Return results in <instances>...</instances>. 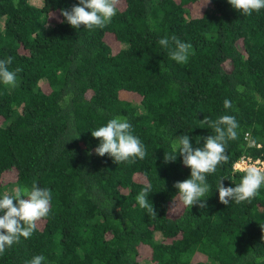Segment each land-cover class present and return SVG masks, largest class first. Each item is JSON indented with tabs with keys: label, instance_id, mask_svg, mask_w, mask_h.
I'll return each mask as SVG.
<instances>
[{
	"label": "trees",
	"instance_id": "trees-1",
	"mask_svg": "<svg viewBox=\"0 0 264 264\" xmlns=\"http://www.w3.org/2000/svg\"><path fill=\"white\" fill-rule=\"evenodd\" d=\"M78 3L0 0V59L22 68L17 87L0 83V197L33 181L52 192L49 215L0 264L36 255L43 264H264V185L228 205L217 189L221 179L240 183L245 173L233 165L242 154L264 159V9L119 0L110 23L86 30L60 14ZM172 35L192 45L187 63L159 44ZM223 115L235 116L238 138L208 176L207 207L186 208L174 184L191 169L178 151L174 162L165 156L185 134L202 148L215 135L203 120ZM116 116L131 123L144 159L95 153L91 132ZM147 185L156 216L136 201Z\"/></svg>",
	"mask_w": 264,
	"mask_h": 264
},
{
	"label": "clouds",
	"instance_id": "clouds-1",
	"mask_svg": "<svg viewBox=\"0 0 264 264\" xmlns=\"http://www.w3.org/2000/svg\"><path fill=\"white\" fill-rule=\"evenodd\" d=\"M118 2L119 0H79L71 9H61L60 14L73 28L79 29L83 25L86 30L102 29L116 15ZM228 3L243 15H252L253 12L264 9V0H228ZM159 44L170 49L172 60L187 63L192 49L190 43L172 35L161 38ZM12 61L11 56L0 59V83L9 88L18 86L17 74L22 71L19 67L10 70ZM224 108H232L230 100L225 99ZM203 122L214 130L215 135L204 138L202 148H193L190 137L185 134L177 137L172 145V153L165 156V162H174L178 151V155L183 158V164L191 169L190 178L174 184L178 190L179 203L190 209L194 205L202 209L207 207L205 197L211 187L208 176L216 172L219 164L228 160L227 142L238 138L239 123L235 116L223 115L215 121L205 118ZM91 135L100 141L95 153L101 157L108 154L118 164L134 163L136 158L142 160L147 154L144 144L133 134L132 125L126 117L111 118L105 125L93 130ZM244 173L235 187H226L223 179L219 180L217 189L222 204L228 205L230 201H250L258 194L264 185V167L253 164L244 169ZM150 193L151 186H145L136 196V201L150 215L156 216L153 204L149 202ZM51 199V190L39 187L35 181L30 189L16 186L11 195L0 197V255L4 254L7 248L20 243L21 238L29 239L33 235L37 222L49 215ZM174 203L176 201L173 200L172 205ZM45 260V256L36 255L25 264H43Z\"/></svg>",
	"mask_w": 264,
	"mask_h": 264
},
{
	"label": "built area",
	"instance_id": "built-area-1",
	"mask_svg": "<svg viewBox=\"0 0 264 264\" xmlns=\"http://www.w3.org/2000/svg\"><path fill=\"white\" fill-rule=\"evenodd\" d=\"M253 164L264 167V159H262L261 157L253 158L250 155L242 154L234 162L233 166L237 170L244 171V169H246L248 166L253 165Z\"/></svg>",
	"mask_w": 264,
	"mask_h": 264
},
{
	"label": "rangeland",
	"instance_id": "rangeland-1",
	"mask_svg": "<svg viewBox=\"0 0 264 264\" xmlns=\"http://www.w3.org/2000/svg\"><path fill=\"white\" fill-rule=\"evenodd\" d=\"M32 1L35 2V3H41V2H42V0H32ZM199 4H200V3H199ZM199 4H197V6H198ZM201 4H202V5H203V4H206V2H202ZM202 5H199L196 9L200 8ZM134 101L137 102V101H139V100H138V99H134ZM137 103H139V102H137ZM14 188H15V187H14ZM7 192H9V190H7ZM143 263H144V264H148V263H150V260H144Z\"/></svg>",
	"mask_w": 264,
	"mask_h": 264
}]
</instances>
